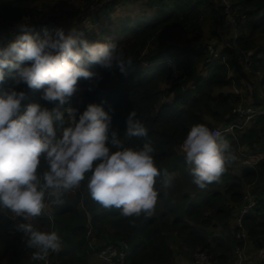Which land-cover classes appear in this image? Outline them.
Listing matches in <instances>:
<instances>
[{"label":"trees","instance_id":"obj_1","mask_svg":"<svg viewBox=\"0 0 264 264\" xmlns=\"http://www.w3.org/2000/svg\"><path fill=\"white\" fill-rule=\"evenodd\" d=\"M40 1L0 0V24L7 25L27 17H39L41 12L37 4ZM79 1L87 3V6L84 9L74 7ZM91 2L92 0H54L51 2L53 6L51 8L62 17H78L87 11ZM112 2H108L106 6L104 4L100 8V13L91 12L87 17L91 19L93 16L92 22L99 20L101 23V17L106 10L109 11L114 5ZM144 4L147 13L150 14L143 13L123 21L120 26L122 40L114 42L123 49L125 57H131L132 63L126 68L127 74L120 73L118 69L109 72L99 65H92L89 70L98 73L102 79L98 83L83 78L78 81L77 87L80 90L72 96L75 97L74 109L77 110L78 120V116L89 104L101 106L111 117L110 137L115 132L124 147L133 149L142 147L145 142L150 141L157 168L167 169L169 174H177V177H174L172 187L167 189V193L161 189L162 177L157 178L156 188L159 196L155 212L150 217L141 215L125 218L120 214V210L104 209L89 195L84 197V208L81 209L79 193L74 199L65 194L62 197L64 201L62 205H52L51 213L48 215L45 209L42 216L34 222L36 229L37 223L56 231L60 236V248L51 255L52 264H90L93 252L88 246L89 227L98 244L97 247L103 243L116 244L125 241L129 246V264H168L173 254L169 238L171 233L175 234L187 248L199 247L212 253H230L235 244L233 236L235 230L231 228L230 221L234 210H228V200L223 198L220 192H212L199 202L190 199L188 193H185L182 197L185 203L183 208L176 205L172 194L180 190V181L185 183L193 181L186 170L184 154L179 150V145L190 128L195 124H204L211 129L208 120L221 124L238 122L230 115V104L243 101H239V96L236 95L238 93L224 94L219 90L239 86L243 80L240 73L245 76L249 73L243 70L241 51L254 50L249 60L250 68L253 71L264 70V44H257L258 37H264V0H236L232 5V9H237L234 12L238 28L236 48L225 46L218 37V15L221 16L222 31L226 26L228 30L230 28L226 25L224 7L221 4L217 5L212 0H144ZM248 7L251 10L246 9ZM240 14L247 17L244 23H241ZM58 18L60 17L53 16L52 19ZM92 30L86 37L89 42ZM204 30H208V35L211 34L213 37L208 36L210 41H216L220 45L219 51L218 45H211L214 51L217 50L219 58H209L207 44L201 42ZM52 31L54 34L55 30ZM179 33L192 35L193 41L198 44L193 47L173 44L175 35ZM226 43L230 44L231 41ZM163 60L172 61L181 76L175 79L170 77V66L167 62L161 63ZM203 70L208 72L207 77H203ZM12 75L14 72L9 73L5 70V79L0 82V93L10 88L23 91L26 99L21 102V113L30 103H38L49 110L59 107L61 111L70 103L72 97L63 106L58 102L49 104L41 99L42 90H31L23 83L15 85L11 79ZM90 86L91 91L88 90ZM169 98L172 99L168 101ZM262 104L263 100L252 107L259 108ZM132 111H136L137 118L147 128V137L125 135L126 120ZM258 124L261 125L260 128H257ZM62 127L67 126L65 124ZM62 127H56L58 137ZM246 127L248 128L246 133H242L244 131L242 129L235 130L234 134L241 133L243 141L241 145H248L251 150V153H246L238 149L241 161L247 167L244 168L241 178L231 173V165L237 161L231 145L235 159L226 165V171L219 181L224 182L225 193L229 194L231 201L241 202L244 187L255 185L251 193L257 199V207L244 217V226L250 235L251 244L260 247L264 244V143L261 144L264 139V116L253 119ZM229 135L224 134L222 139L228 140ZM256 146L258 151L254 149ZM250 156L260 157L254 167L245 162ZM45 167L42 162L40 171ZM211 184L215 185L216 182ZM85 190L87 191V177L82 182L84 195ZM179 208L182 209L179 211ZM208 210H214L213 218L203 214ZM49 215L52 217L51 221ZM0 217L3 216L0 214ZM212 219L228 232L226 241L217 239L214 245L208 241L206 230L213 225ZM224 223L229 227L224 228ZM2 224L4 232L0 236V246L4 247V254H8L6 250L11 248L14 256L8 264H16L14 260L16 258L21 261L22 253H29L32 256L36 250L26 246L27 237L17 229V226L7 219H4L3 223L0 221V225ZM9 226L15 229V235L10 234ZM225 259L226 257L219 255L215 261L223 262ZM261 264H264V261Z\"/></svg>","mask_w":264,"mask_h":264},{"label":"clouds","instance_id":"obj_2","mask_svg":"<svg viewBox=\"0 0 264 264\" xmlns=\"http://www.w3.org/2000/svg\"><path fill=\"white\" fill-rule=\"evenodd\" d=\"M220 3L224 7L221 0ZM236 10L233 8L232 12ZM241 15L245 14L239 17ZM246 19L240 17L241 23ZM225 22L230 27L226 15ZM59 25L63 26L58 22L49 28L56 29L54 34H49V29L44 32L31 31L26 24L18 25L22 34L14 42L0 48V82L5 79V70L14 72L11 79L15 85L23 83L31 90H42L41 99L49 104L58 102L63 106L77 92L81 78L97 83L102 79L98 73L89 70L92 65H99L109 72L118 69L120 73L127 74L126 68L131 66L132 60L131 57H125L118 45L89 42L75 29L65 35L64 30L58 28ZM34 33L44 36L34 37L31 35ZM226 41L231 43L227 44ZM223 44L234 48L233 39L225 40ZM209 47L211 45L206 46L209 58H219L212 47L215 57L210 53ZM251 51L254 53V50ZM163 62L170 66V77L175 79L181 76L180 73L177 77L172 76L173 67L177 69L172 61ZM24 64L29 66H22ZM250 71L261 75L260 71L251 68ZM262 82L263 77L260 80ZM88 90L91 91L92 87ZM249 90L253 93L250 86ZM25 99V93L15 88L0 93V208L7 209L8 215L1 210L0 214L17 225V229L27 237L26 246L36 250L32 254L34 259H43L50 251L53 255L61 244L56 231H41L34 227V222L44 213L46 199L51 205H62V197L82 187L86 177L88 195L102 208L118 209L125 218L141 215L150 217L154 214L159 196L157 178L162 177V187L169 189L174 176L167 169L157 168L150 141L136 149L124 147L115 132L109 136L111 117L99 105L89 104L77 120V110L71 107L62 111L59 107L49 110L38 103H30L21 113V102ZM66 123L69 126L62 127ZM231 124L217 129H224ZM57 126L62 127L59 137ZM212 129L204 124H195L179 145L187 171L200 189L219 182L226 165L235 159L230 143L222 139L224 134ZM125 135L137 138L148 135L136 111L130 112L127 117ZM42 162L46 167L40 171ZM247 188L250 189V186L246 185L245 190ZM49 220H52L51 216ZM87 236L92 257L97 258L96 251L106 244L97 247L92 230ZM90 243H93L95 251L91 249ZM31 257L29 261L23 258L21 261L23 264H36L31 261Z\"/></svg>","mask_w":264,"mask_h":264},{"label":"built area","instance_id":"obj_3","mask_svg":"<svg viewBox=\"0 0 264 264\" xmlns=\"http://www.w3.org/2000/svg\"><path fill=\"white\" fill-rule=\"evenodd\" d=\"M101 1H104V0H101ZM221 1L224 5L226 21L230 25V27L234 28L235 30L237 25H236V20L232 18V15H233L232 7L228 3L227 0H221ZM98 6H99L98 2H95L85 13H83L82 18H81L83 22V26H84V23H86L87 25H91L95 28H97L100 25L99 20L96 22H92V19L87 17V15L91 12L99 13L100 8L102 6L100 8ZM240 17L242 20L246 19L245 15H241ZM20 24H26L28 28L31 29V31H39V32H44L52 26V23L50 21L47 23H42L36 18H29V17L24 18L16 23L8 24L5 26H0V48L6 47L9 43L14 42L16 37L22 34L18 28V25ZM53 25H56V24H53ZM91 30L92 29L87 31V34H89ZM78 33H81V31ZM86 37L83 36V38L85 39ZM236 37H234L233 39L234 48H236V45H235ZM209 51L211 54H213V49L211 47H209ZM241 53L243 55L242 65H243L244 71L251 72L250 67H249V60H250V57L253 55V52L249 50L246 52L241 51ZM213 56L215 57V54H213ZM255 74L258 76L259 80H261L262 77L259 74V72H256ZM178 75H179V71L173 67L172 76L177 77ZM74 100H75V97H72L70 100V103L66 106V108L67 107L74 108V105H75ZM233 113L235 114L237 118V121H238L237 123H233L229 125L228 127L221 129V130L217 128H213L212 130L219 131L221 134L222 133L223 134H233L236 129L237 130L243 129L253 119L259 116H264V101H263L262 106L259 108L245 107L242 104H238L236 105ZM66 126H69V125L66 123ZM241 156L244 157V154L241 153ZM259 159H260L259 156H250L249 159L246 160L245 162L250 167H254ZM80 189H81V186L80 188L72 192L74 193L79 192ZM248 196H250L249 200H248ZM249 202L253 203V205L250 206ZM254 202L256 203V205ZM45 203L46 205L48 204L47 199ZM80 205H83V203H80ZM256 206H257V199L254 196V194L251 193V190L249 188H247L243 192L242 203H240V205H229L228 206L229 209L234 210L233 216L230 221H231L233 230H235L233 233L235 244L232 249V255H233L235 264H247L244 260V250L246 249L247 245L250 243V235L248 234L244 226V217L247 214H249L253 210V208H255ZM81 208H84V207H81ZM45 209L47 210V206ZM0 210L3 214L8 215L7 209L0 208ZM90 234H91V230H88L87 235H90ZM90 247L92 250L95 251V247L93 246V243H90ZM128 250H129V247L125 241H119L116 244L108 243L104 245L102 249L96 251V256L102 264H128ZM50 255H51V251L43 259H34L32 256L31 261L35 262L36 264H52ZM214 263H215L214 254L212 252H209L206 249H199L193 253L192 264H214Z\"/></svg>","mask_w":264,"mask_h":264},{"label":"crops","instance_id":"obj_4","mask_svg":"<svg viewBox=\"0 0 264 264\" xmlns=\"http://www.w3.org/2000/svg\"><path fill=\"white\" fill-rule=\"evenodd\" d=\"M133 2L135 4V7L138 8V11H139L138 15H142L143 13L147 12V10L145 8L144 0H133ZM131 3H132V0H117V2H116V4H120V6L128 5V4H131ZM115 8H117V7H115ZM142 8H145L146 11H143ZM80 9H82V8L80 7ZM114 9H112L111 11L110 10L107 11L104 14V16H102V17H101V14L98 15L99 17L102 18L101 26L99 28H95V29L92 30V32L90 34V41L91 42H101V43L111 42V43H114V42H119V41L122 40V35L120 33L121 24L123 23V21H126V20H128L130 18H134L137 15L134 14L132 16L131 15L124 16L126 12H122L119 15L111 14V12H113ZM52 14H53L54 17H60V18L52 19L53 16H50V17H48V19L56 21V23H58V22L62 23L63 24V28L62 29L64 30L65 35H67L70 30L75 29L77 31L82 26V22L80 21V19L77 16L76 17H66V16L62 17L56 12L52 13ZM41 15H43V13H41ZM41 17H44V15L41 16ZM62 18H63V22L61 21ZM31 35H33L34 37L43 38V36H42L43 34L36 35V33H34V34H31ZM259 39H257V44H264V43H259L258 42ZM259 71H260V73H261V75L263 77V82L262 83H260L259 78L255 74L248 73L247 76H246V81L242 80V83L239 84V86H235L234 88L232 86H231V88H228V87L223 88L224 89L223 93L224 94L225 93H230V92L238 93L236 95L239 96V101L242 100L243 101L242 104H244V106H246V107H251V106L260 104L262 102L263 98H264V70L259 69ZM202 75H203V77H207L208 76V72L203 70ZM253 80L257 83V87L256 88H258V91H259L258 93H259V98L260 99L256 98L255 85L253 83ZM247 85H249L253 89V93H251V92L249 93ZM79 90H80V88H78V91ZM219 92H221V91L219 90ZM246 94H247V97H246L245 100H243V96L246 95ZM237 103H238V101L230 104V107H231L230 115L232 116V118L234 117L233 111H234ZM226 125H228V124H224L223 123V124H221V126H218L217 128H222V127H224ZM249 126H250V124L247 127L249 128ZM247 127L245 129H243L244 131H242V133H246V131L248 129ZM260 127H261V125L258 124L257 128H260ZM236 135L237 134H235V136ZM241 148L246 153H251V150H250L248 145H243L242 144ZM238 163L239 162L236 161L234 164L231 165V173H232V170L234 169V166L237 165ZM240 164H241V168L239 170H237V171H240V172L243 173L244 168L247 167V166L243 163V161H241ZM232 174H234V173H232ZM234 175H237L240 178L242 177V174H239V173L234 174ZM173 176L176 177L175 174H173ZM220 183H222L223 186L220 185ZM189 184L191 185V183H189ZM220 187H222V188H220ZM161 189H162L163 192L167 193L166 192L167 189H164L162 187V184H161ZM193 189L188 193V195H189L190 199L195 200L197 202H199V201L203 200L204 198L208 197V195L210 193H212V192H220L224 196L223 198H226L228 200L229 204H235L236 205V203L239 204V202H240V201H231L230 200L229 194L225 193L226 187H225L223 181L216 182L215 185L209 184V185H207V187L205 189H200L197 186H196V188H193ZM244 190H245V188H244ZM244 190H243V192H244ZM192 195H193V197H192ZM66 196L67 197H71L69 195V192L66 193ZM203 214L205 216H209V217L213 218L214 210L204 211ZM10 218L13 219L14 217H10ZM216 223H217V221L212 219V224H216ZM218 227L222 229L218 233V234H222V237L219 238V239L221 241H226L227 237L229 236L228 232H225V230L222 228V225L218 224ZM48 231H52V229L48 228ZM206 231H207V238H208L209 228H207ZM169 238H170V245H171L173 254H172V257H171L170 262L168 264H192V261L189 262L188 259L185 258L186 254H188L189 256L190 255L192 256L193 253L195 251L199 250L200 248L199 247H196V248H187V247H185L183 245V243L181 242V240H179L176 237V235L173 234V233L169 234ZM208 241H211L213 243V245L215 244L214 241H212L211 239H208ZM253 251H255V253H258L259 256H261L263 258V261H264V255H263L264 244L262 246L258 247V246H253L251 244V242H250L247 245L246 249L244 250V260H245V262L247 264H261L263 261L260 263L259 261H256L257 259L251 260L253 255H254V254H251ZM213 254H214L215 258H217L219 255H222V256L226 257V259L223 260V262L215 261L214 264H235L232 252H230V253L223 252V253H219V254L218 253H213ZM93 258L94 257H91V259L89 261L90 264H93L92 263V259ZM95 260L98 262V260L96 258H95ZM98 264H99V262H98Z\"/></svg>","mask_w":264,"mask_h":264},{"label":"rangeland","instance_id":"obj_5","mask_svg":"<svg viewBox=\"0 0 264 264\" xmlns=\"http://www.w3.org/2000/svg\"><path fill=\"white\" fill-rule=\"evenodd\" d=\"M52 1H54V0H41L38 4H37V8H38V10L41 12V13H43V15H44V17H41V16H43V15H39V17L37 18V19H40L39 21H41L42 23H47V22H49V21H51V23H52V25L53 24H56V21H53V20H49L48 19V17H50V16H53V14L52 13H55V12H53V9L51 8V7H53V6H51V2ZM108 1H112V0H104V1H100V0H92V2L90 3V5L91 4H94L95 2H98V7L100 8L104 3H105V6L108 4ZM212 1H214L215 3H217V5H219V4H221L220 3V0H212ZM94 2V3H93ZM116 2H117V0L116 1H113L112 3L114 4L112 7H111V9H110V11L112 10V9H114L115 7H117V8H115L114 9V11L113 12H111V14H116V15H119V14H121L122 12H126L125 13V15L124 16H126V15H138L139 14V11H138V8H136L135 7V4H134V2H133V0H132V3L131 4H128V5H124V6H120V4H116ZM228 2L231 4V5H233V4H235L236 3V0H228ZM87 6V3H82V2H76V5H74V7H81L82 9H84L85 7ZM135 7V8H134ZM244 10H245V8L243 7V6H241ZM235 10H236V8H234ZM246 9H249V10H251V8L250 7H248V8H246ZM87 10V9H86ZM142 10L143 11H146L145 10V8H142ZM246 11V10H245ZM147 13V12H146ZM150 14V12H148L147 13V15H149ZM236 15L233 13V15H232V18H234ZM41 17V18H40ZM81 18H82V16H80ZM79 18V17H78ZM61 21L63 22V18L61 19ZM86 23H84V26H83V28L82 29H80L79 28V30L78 31H76L77 33L78 32H80L81 31V33L83 34V36H87V31H89L90 29H95V27H93V26H91V25H87ZM58 28H63V26H59ZM86 28V29H85ZM52 30H55V29H52ZM52 30H48L47 32L49 33V34H53V31ZM208 31V30H207ZM206 30H204V37L201 39V42H205L207 45L206 46H208L209 44L210 45H215V46H217L218 45V43L216 42V41H210L211 39H208V36H210L211 37V34H209L208 35V33L209 32H207ZM237 34H238V28L236 27L235 28V30H234V28H232L231 27V29L229 28V30H228V27L226 26V28H224V30L222 31L221 30V37H222V39H224V40H229V39H234V37H236L237 36ZM38 35H40V34H38ZM42 36H44V34L42 35ZM211 38H213V37H211ZM258 39H259V37H258ZM258 42L259 43H264V37H260V39L258 40ZM172 43L173 44H176V45H180V46H187V47H193V46H196L197 44H198V42H195V41H193V39H192V35H190V34H185V33H179V34H177V35H175V38H174V40L172 41ZM218 47V51H219V49H220V45H218L217 46ZM217 51V50H216ZM203 72V71H202ZM253 83H254V85H255V95H256V98L257 99H260L259 98V91H258V88H256L257 87V83L253 80ZM247 87H248V90H249V85H247ZM222 93H223V91H224V89H221L220 90ZM226 91V90H225ZM251 91L249 90V93H250ZM246 97H247V94L246 95H244L243 96V100H245L246 99ZM170 99H172V98H169L168 99V101H170ZM208 122L211 124V127L212 128H214V127H218V126H221V123H217V122H215V121H213V120H208ZM252 125V124H251ZM211 128V129H212ZM260 137V135L258 136V138ZM229 143H231L230 145H232V147H233V152L236 154V157H237V162H239L237 165H235L234 166V169L232 170V173H234V174H237V173H239V174H242V172H240V171H237V170H239L240 168H241V158H240V156H239V154H238V149H240V150H242V145H241V143L243 142L242 141V134L241 133H239V134H237L236 136H231V137H229V139L227 140ZM262 143H264V139L261 141V144ZM261 144H257V145H261ZM241 146V147H240ZM259 148H260V146H259ZM254 149H256V151H258V147L256 146V147H254ZM236 151V152H235ZM181 152V151H180ZM183 153V152H182ZM260 157L262 156L261 154H258ZM187 170V169H186ZM176 175V177H177V174H175ZM189 183H191V185L189 184ZM189 183H185V182H183V181H180V183H179V185H180V190L179 191H177V192H175V193H173L172 194V197L174 198V201H175V203H178V204H176V205H178L179 207H184V203H183V199H182V197L185 195V193H189L193 188H196V185L193 183V181L192 182H189ZM220 185H222L223 186V184L222 183H220ZM251 186V185H250ZM220 188H222V187H220ZM245 188V187H244ZM252 188V189H251ZM251 190H253L254 188H255V185L254 184H252V186H251ZM194 190V189H193ZM79 193V196H78V201H79V203H83L84 202V197H87V195H88V192L85 190V195H84V193L82 192V187H81V189H80V191L78 192ZM69 195L71 196V199H74L75 198V195H76V193H74V192H69ZM192 197H193V195H192ZM249 198H250V196H248V200H249ZM68 201L70 202V199H68ZM48 203V202H47ZM241 203V202H240ZM240 203L239 204H236V205H240ZM255 203V202H254ZM229 204V203H228ZM229 205H235V204H229ZM246 205V204H245ZM244 205V206H245ZM249 205L251 206V205H253V203H250L249 202ZM255 205H256V203H255ZM81 207H84V205H80V208ZM257 207V206H256ZM255 207V208H256ZM182 208H179L178 210L180 211ZM255 208H253V209H255ZM51 210H52V205L51 204H47V210H46V215H48V213H51ZM49 216H51V215H49ZM48 216V217H49ZM0 221H1V223H3L4 222V218L3 217H0ZM224 226V228H228L229 227V225L227 224V223H224L223 224ZM17 226V225H16ZM36 226L38 227V229L39 230H41V231H48V228L47 227H45V226H41V225H39V224H37L36 223ZM9 228V230L8 231H11V235H15V229L13 228V227H8ZM231 228H232V226H231ZM222 229L221 228H219L218 227V224H213V225H211L210 227H209V232H208V239H211L212 241H215V240H217V239H219V238H221L222 237V234H218L220 231H221ZM4 232V228H3V224L2 225H0V236L2 235V233ZM225 232H227L226 231V229H225ZM4 247L3 246H0V264H8V262H9V260L10 259H13V254H12V249L11 248H7V253L8 254H4L5 253V250L3 249ZM3 250V251H2ZM1 253L3 254L2 256H1ZM251 254H254L253 255V257H252V259L251 260H254V259H257L256 261H259L260 263L263 261V258L261 257V256H259V254L258 253H255V251H253ZM263 255H264V251H263ZM30 254L29 253H22V255L20 256L21 258L23 257V259H25V260H30ZM186 259H188V261L190 262L191 261V255L189 256L188 254H186V257H185ZM97 259V258H96ZM15 260V262H16V264H23V262L22 261H19L20 259L19 258H16V259H14ZM98 260V259H97ZM56 262V261H55ZM98 262H99V260H98ZM98 262L95 260V258H93L92 259V263L93 264H98ZM99 264H100V262H99Z\"/></svg>","mask_w":264,"mask_h":264},{"label":"water","instance_id":"obj_6","mask_svg":"<svg viewBox=\"0 0 264 264\" xmlns=\"http://www.w3.org/2000/svg\"><path fill=\"white\" fill-rule=\"evenodd\" d=\"M221 27H222L221 16L218 15L217 33H218V37H219L220 41H221L222 43H224V41H223V39H222V37H221V30H222ZM240 75H241L242 79H243L244 81H246V76H245L242 72L240 73Z\"/></svg>","mask_w":264,"mask_h":264}]
</instances>
